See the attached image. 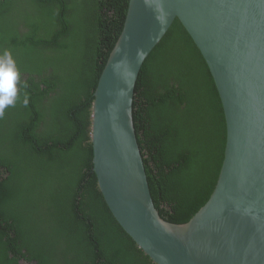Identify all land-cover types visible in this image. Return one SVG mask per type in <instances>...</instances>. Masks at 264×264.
<instances>
[{
    "label": "trees",
    "instance_id": "obj_1",
    "mask_svg": "<svg viewBox=\"0 0 264 264\" xmlns=\"http://www.w3.org/2000/svg\"><path fill=\"white\" fill-rule=\"evenodd\" d=\"M127 4L0 0V57L19 72L0 116V264H153L111 215L91 164L93 92ZM133 123L156 209L188 222L215 186L225 121L178 21L141 68Z\"/></svg>",
    "mask_w": 264,
    "mask_h": 264
},
{
    "label": "water",
    "instance_id": "obj_2",
    "mask_svg": "<svg viewBox=\"0 0 264 264\" xmlns=\"http://www.w3.org/2000/svg\"><path fill=\"white\" fill-rule=\"evenodd\" d=\"M175 21L205 62L225 121L213 191L183 224L155 207L133 123L141 68ZM89 137L107 208L153 264H264V0H128L93 92Z\"/></svg>",
    "mask_w": 264,
    "mask_h": 264
},
{
    "label": "clouds",
    "instance_id": "obj_3",
    "mask_svg": "<svg viewBox=\"0 0 264 264\" xmlns=\"http://www.w3.org/2000/svg\"><path fill=\"white\" fill-rule=\"evenodd\" d=\"M18 78L19 72L15 62L10 53L5 52L3 57H0V116H3L6 107L15 102Z\"/></svg>",
    "mask_w": 264,
    "mask_h": 264
},
{
    "label": "flooded vegetation",
    "instance_id": "obj_4",
    "mask_svg": "<svg viewBox=\"0 0 264 264\" xmlns=\"http://www.w3.org/2000/svg\"><path fill=\"white\" fill-rule=\"evenodd\" d=\"M19 262V264H28V263H25V260H20V261H18Z\"/></svg>",
    "mask_w": 264,
    "mask_h": 264
}]
</instances>
